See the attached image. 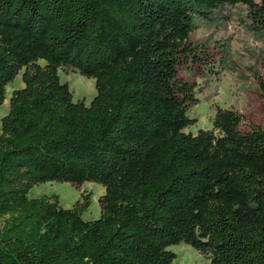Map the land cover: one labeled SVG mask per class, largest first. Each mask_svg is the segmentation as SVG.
Listing matches in <instances>:
<instances>
[{
    "label": "trees",
    "instance_id": "16d2710c",
    "mask_svg": "<svg viewBox=\"0 0 264 264\" xmlns=\"http://www.w3.org/2000/svg\"><path fill=\"white\" fill-rule=\"evenodd\" d=\"M264 37V0H0V264H173L181 243L206 264H264V129L216 108L196 119L180 71L209 62L190 41L225 7ZM59 70L93 79L88 105ZM264 97V81L259 80ZM45 183L104 188L72 208L30 198Z\"/></svg>",
    "mask_w": 264,
    "mask_h": 264
},
{
    "label": "rangeland",
    "instance_id": "374dc122",
    "mask_svg": "<svg viewBox=\"0 0 264 264\" xmlns=\"http://www.w3.org/2000/svg\"><path fill=\"white\" fill-rule=\"evenodd\" d=\"M218 21L201 24L191 35L190 41L206 45L209 62L189 65L180 71L184 81L193 86L200 103L189 110L196 123L184 132L196 134L210 130L216 108L230 109L242 116L240 130L264 129V97L259 80L264 81V37L254 35L244 25L246 9L240 5L225 7L217 13ZM61 82L69 85L73 101L83 100L86 105L96 94L93 79L59 70ZM22 87L21 73L6 87V98L0 107L1 119L8 112L11 93ZM104 188L95 183L76 186L45 183L33 187L30 198L56 196L61 207L72 208L88 198L89 207L83 214L85 220L97 219L100 215L98 199ZM3 219L0 218V225ZM175 254L173 264H206L208 255H202L181 243L169 248Z\"/></svg>",
    "mask_w": 264,
    "mask_h": 264
}]
</instances>
